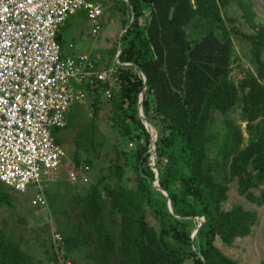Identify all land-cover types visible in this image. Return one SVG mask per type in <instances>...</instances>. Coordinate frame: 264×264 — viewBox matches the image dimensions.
I'll return each instance as SVG.
<instances>
[{
    "label": "trees",
    "instance_id": "obj_1",
    "mask_svg": "<svg viewBox=\"0 0 264 264\" xmlns=\"http://www.w3.org/2000/svg\"><path fill=\"white\" fill-rule=\"evenodd\" d=\"M241 1L128 0L133 20L120 39L126 41L130 33L133 36L121 48L118 60L132 62L146 78L142 111L149 124L161 128V133L156 130L155 169L171 212L166 198L152 187L155 177L148 164L149 133L137 112L142 80L134 67H119L115 106L124 134L129 142H135L134 149H129L133 151L135 187L89 186L88 193L78 199L79 225L69 235L59 229L66 257L85 249L86 258L94 264H185L186 259H192L193 264H235L214 246V240L217 237L231 246L235 239L251 236L259 216L257 211L238 205L229 211L221 209L228 191L227 184L219 180L221 173L227 172V180L237 179L239 195L250 204L264 206V125L246 147H242L241 128L232 118L224 117L220 126L214 125V109L225 115L236 104V91L226 80L233 46L223 12L238 3L243 15L252 20L251 3ZM147 6L149 18L142 25L139 19ZM228 21L234 22L230 18ZM192 22L203 32L195 42L186 34ZM230 30L238 32L234 27ZM239 34L249 43L256 72V77L250 73L246 83L250 91L244 97L242 120L250 122L260 114L264 117V25L255 34ZM93 92L97 100L100 91L94 88ZM91 107L95 114L96 101ZM93 122L89 123L90 130ZM60 130L54 131L55 136ZM173 135L179 136L182 150L188 152L185 172L174 161L177 156L168 151ZM56 140L59 142L57 136ZM163 155L166 158L162 163ZM74 161L79 163L76 157ZM122 172L118 165L112 169L118 180ZM102 197L109 206L108 217L118 219L116 236L103 214ZM2 207L11 209L14 204L10 191L0 184ZM148 212L158 221L156 227L149 222ZM199 217L204 223L195 233L198 247L194 250L190 237L195 226L191 222ZM45 256L50 258L48 246ZM0 264H34L13 235L2 228ZM258 264H264V259Z\"/></svg>",
    "mask_w": 264,
    "mask_h": 264
},
{
    "label": "rangeland",
    "instance_id": "obj_2",
    "mask_svg": "<svg viewBox=\"0 0 264 264\" xmlns=\"http://www.w3.org/2000/svg\"><path fill=\"white\" fill-rule=\"evenodd\" d=\"M99 1L102 5V27L96 35L91 34V24L83 14L70 17L67 26L62 33V40H72L75 43L76 52L85 54L87 59L92 60L98 69H107L115 66L116 59L123 46L127 45L130 33L126 41L121 40L120 36L130 27L132 22V12L127 4L128 0H92ZM249 2L254 12V17L249 20L243 15L239 4L228 6L223 12L227 34L233 46L230 65L227 70L226 80L236 91V104L228 109L223 115L214 109V125L220 126L224 117L232 118L241 128L243 135L242 147H246L251 139L261 132L264 125V117L260 116L253 121H243L244 97L250 91L246 85L250 73L256 77L255 67L250 60L249 43L239 33L255 34L260 26L264 25V0H242ZM126 4V7L123 5ZM150 8L144 7L143 15L139 19L143 25L149 18ZM228 18L234 22L228 21ZM234 27L238 32L230 30ZM201 29L196 22L190 23L186 27L188 39L195 42L202 36ZM219 35V32H216ZM74 37V39H73ZM140 52L143 47L140 45ZM75 54V53H74ZM78 55V54H77ZM76 56V54H75ZM264 62V50L261 55ZM264 86V82H262ZM116 89L111 99H106L101 92L96 96L90 93L86 101L81 105H76L67 115L66 129L57 133L60 145L64 151V159L60 163L59 169L51 175L50 181L45 186V198L47 207L37 208L30 203L34 196L30 189L24 195H17L10 192L13 197V208L2 207L0 209V228L8 231L20 243L21 248L27 252L34 264H46L45 248L48 243V234L51 228L61 229L64 235L74 232V228L79 225L80 206L78 199L88 193L89 186L99 184V189L105 186H122L124 188L135 187L134 176L135 167L133 151L128 149L129 137L124 134V129L120 124V111L116 108ZM96 101L97 110L93 111L91 105ZM252 116L251 114L249 117ZM94 121L93 128L90 130L89 123ZM158 133L161 128L155 125ZM91 137V138H90ZM214 145L211 146V149ZM183 143L179 136L173 135L168 151L171 155L177 156L174 159L176 164L187 171L188 152L182 150ZM155 162L158 158L156 148L154 151ZM78 164H75L74 158ZM166 155L160 157L162 163ZM159 160V161H160ZM82 163L90 166L89 182L83 184L77 180H72L77 176L76 167ZM155 163V164H156ZM115 165L122 167L123 175L118 180L112 173ZM156 170V169H155ZM157 171V170H156ZM254 174V171H250ZM227 172H222L220 181L227 184L226 200L222 203L221 209L229 211L233 206H241L247 211H257L259 220L254 228L253 234L248 237L235 239L231 246L224 245L219 238H215L214 246L219 251L234 261L235 264H258L264 259V206L261 208L250 204L238 193V181L236 178L227 180ZM159 177V176H158ZM46 179V178H45ZM47 181L45 180L44 183ZM155 184V183H154ZM154 184L152 187L154 189ZM157 190V189H156ZM258 194V190H252ZM103 201V214L108 220L110 232L113 236L118 233V219L108 217V204L105 198ZM157 214V213H156ZM149 222L156 227L158 221L148 212ZM202 217L196 218L191 222L192 226L202 224ZM61 233V232H60ZM195 233H191L190 241L193 249H197L198 244L194 241ZM86 250H76L70 253L69 259L72 264H94L91 259L86 258ZM185 264H193L192 259H186Z\"/></svg>",
    "mask_w": 264,
    "mask_h": 264
},
{
    "label": "built area",
    "instance_id": "obj_3",
    "mask_svg": "<svg viewBox=\"0 0 264 264\" xmlns=\"http://www.w3.org/2000/svg\"><path fill=\"white\" fill-rule=\"evenodd\" d=\"M80 13L90 22L92 35L100 32L99 1L0 0V184L17 195L32 189L30 203L37 208L47 207L45 186L64 159L54 131L66 127L70 111L94 88L111 99L119 88V67H134L144 89L143 75L132 62L117 57L115 66L102 70L86 56L62 55L58 35L67 20ZM140 94L137 112L143 115ZM144 127L155 177L157 132L151 124ZM127 146L134 149L135 142ZM89 172L90 166L82 163L72 180L86 184ZM48 236L46 264H72L62 234L51 228Z\"/></svg>",
    "mask_w": 264,
    "mask_h": 264
},
{
    "label": "crops",
    "instance_id": "obj_4",
    "mask_svg": "<svg viewBox=\"0 0 264 264\" xmlns=\"http://www.w3.org/2000/svg\"><path fill=\"white\" fill-rule=\"evenodd\" d=\"M69 20V19H68ZM67 20V21H68ZM67 26V22H66V24H65V26L61 29V31H60V33H59V35H58V41H59V43H60V46H61V49H62V55L65 57V56H67V57H72V56H75V54H76V56H83V55H85V54H79L78 52H76V49H75V43H74V41L72 40V38H71V40H69L68 41V39L67 40H62V33H63V30H64V28ZM73 39H74V37H73ZM75 53V54H74ZM78 54V55H77ZM97 67V66H96Z\"/></svg>",
    "mask_w": 264,
    "mask_h": 264
},
{
    "label": "water",
    "instance_id": "obj_5",
    "mask_svg": "<svg viewBox=\"0 0 264 264\" xmlns=\"http://www.w3.org/2000/svg\"><path fill=\"white\" fill-rule=\"evenodd\" d=\"M129 7H130V6H129ZM130 9H131V8H130ZM131 12H132V18H133V11L131 10ZM132 20H133V19H132ZM142 75H143V74H142ZM143 78H144V89H143V91H142L141 94H140V99H139L140 104H142L143 96H144V93H145V87H146V78H145L144 75H143ZM138 115H139V118H140L142 124H143V125H148V126H149V124H148V122L145 120L144 116H143L141 113H139ZM154 183H155V184H154L155 188H156L158 191H160V192L162 193V195L166 198L167 208H168V210L171 212V207H170V201H169V198H168L166 192L160 189L159 184H158V176H156V175H155V182H154ZM203 223H204V221H203ZM203 223L200 224L199 226H197V228H196V230L194 231V233H196V231H197V230L203 225Z\"/></svg>",
    "mask_w": 264,
    "mask_h": 264
}]
</instances>
